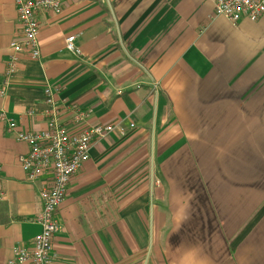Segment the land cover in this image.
I'll use <instances>...</instances> for the list:
<instances>
[{"label":"crops","instance_id":"1","mask_svg":"<svg viewBox=\"0 0 264 264\" xmlns=\"http://www.w3.org/2000/svg\"><path fill=\"white\" fill-rule=\"evenodd\" d=\"M56 1L57 16L35 15L37 59L18 55L0 112L39 132L49 87L122 137L90 145L65 186L49 264H264V11L230 26L207 0ZM17 42L0 0V80ZM24 154L0 124V264L37 234L46 181L24 182Z\"/></svg>","mask_w":264,"mask_h":264},{"label":"built area","instance_id":"2","mask_svg":"<svg viewBox=\"0 0 264 264\" xmlns=\"http://www.w3.org/2000/svg\"><path fill=\"white\" fill-rule=\"evenodd\" d=\"M207 1L211 6V16L230 26L239 21L253 23L264 11V0ZM12 7L19 42L10 43L6 48L8 56L4 61L0 80V100L7 82L13 76L18 55L23 53L30 61L37 59L35 15L45 13L55 17L59 13L56 0H12ZM73 42L72 37L64 39L62 52L77 56ZM40 96L44 111L40 115L42 129L39 132H15L13 122L0 112L3 133L11 135L14 143L25 149V154L16 159L24 182L31 185L40 178L46 181L36 197L39 210L33 218V224L37 228V234L27 249L12 248L9 251L8 264H49V243L56 233L54 213L61 204L65 186L86 161L90 145L103 141L109 135L122 137V129L117 125L85 126L88 114L68 107L61 101H55L56 91L52 88L43 87ZM61 112L67 117L68 129L62 125ZM30 116V113H25L23 118Z\"/></svg>","mask_w":264,"mask_h":264},{"label":"rangeland","instance_id":"3","mask_svg":"<svg viewBox=\"0 0 264 264\" xmlns=\"http://www.w3.org/2000/svg\"><path fill=\"white\" fill-rule=\"evenodd\" d=\"M257 19H258V18H257ZM257 19H256V20H257ZM256 20H255V21H256ZM255 21H254V22H255ZM244 22H245V21H244ZM246 23H247V22H246ZM248 24H252V23H248Z\"/></svg>","mask_w":264,"mask_h":264}]
</instances>
